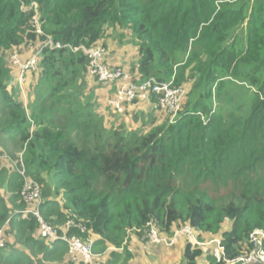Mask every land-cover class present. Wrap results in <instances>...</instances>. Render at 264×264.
Masks as SVG:
<instances>
[{
	"label": "trees",
	"instance_id": "obj_1",
	"mask_svg": "<svg viewBox=\"0 0 264 264\" xmlns=\"http://www.w3.org/2000/svg\"><path fill=\"white\" fill-rule=\"evenodd\" d=\"M33 3L44 36L33 29ZM46 36L128 58L120 68L133 83L174 80L188 91L181 113L170 123L150 95L123 115L107 106L121 118L105 123L101 90L116 84L94 78L82 52L48 48L25 106L11 57L35 55ZM246 82L255 91L237 89ZM23 152L43 219L91 241L95 264H128V232L149 224L166 237L193 231L181 264H231L264 229V0H0V264H83L24 213V179L3 158ZM207 240L219 241L217 256Z\"/></svg>",
	"mask_w": 264,
	"mask_h": 264
},
{
	"label": "built area",
	"instance_id": "obj_2",
	"mask_svg": "<svg viewBox=\"0 0 264 264\" xmlns=\"http://www.w3.org/2000/svg\"><path fill=\"white\" fill-rule=\"evenodd\" d=\"M28 9L36 12V15L32 19L33 29L38 35L44 36L39 20L37 5L33 3ZM45 48L52 51L69 49L74 53L82 52L85 56H87L89 60V72L94 78L102 83H115L117 85L115 97L108 101V106L115 114L123 115L125 113V105L132 103L136 99L143 103L149 102L150 95L157 96L156 109L167 114L170 118V123H174L182 111L183 101L186 99L188 91H186L183 87H176L173 82L174 80L170 82H159L152 78L142 83H133L128 72L120 67H113L108 64L106 61L108 51L103 46L76 48L71 45H65L59 41H55L50 36H46V40L44 41L41 49L37 51L35 55L28 57L26 60H23L19 55H13L11 57L13 65L19 67L20 82L23 81L26 74L33 73L38 69L42 56V50ZM3 158L9 159L14 168L24 179L22 196L28 206L24 213L32 214L38 219L41 236L50 240L64 241L68 245L69 259L72 263L81 262L83 264H94V260L97 255L93 250V243L91 241L84 242L77 235L69 236L65 232L63 235H59L58 231L43 219L41 213L43 205L41 186L37 181L27 177L23 155L21 154L18 159H12L8 155H4ZM67 227H77L80 228L82 232L85 231V227H81L73 221H68ZM135 232L143 233V239L147 243L154 246L159 245L173 247L182 238H187L190 241L197 242L193 231L189 227L178 229L171 237L161 235L157 228L152 224H149L145 230L133 229L129 231V237ZM215 242L217 243L219 250L222 251L219 241L216 240ZM249 242L251 246L250 250L238 259L230 262L231 264H264V229L254 231L250 235ZM5 245L6 237L4 229H1L0 249H3Z\"/></svg>",
	"mask_w": 264,
	"mask_h": 264
},
{
	"label": "crops",
	"instance_id": "obj_3",
	"mask_svg": "<svg viewBox=\"0 0 264 264\" xmlns=\"http://www.w3.org/2000/svg\"><path fill=\"white\" fill-rule=\"evenodd\" d=\"M123 58L124 59H122L121 57H115L113 55L112 56L109 55L107 58V62L110 66L123 67L126 69L131 64L132 61H130L128 58H125V57H123ZM36 81H37L36 77H33L31 73L26 74L22 82H20L19 75L17 76V78L15 80V84L17 83V85H18V86L17 85L16 86L20 90L21 98L23 99L25 106L29 105L30 98H31V101L33 99L34 92L32 89L35 86ZM107 87H109V86H107ZM101 91H103L104 97H103L102 103L101 102L100 103L105 104V106L107 108V106H108L107 102L110 99V97H112L115 94L116 89L111 94L107 93L106 90H101ZM97 95L99 96L98 91H97ZM145 107L146 106H144V108ZM107 110L110 111L108 108H107ZM129 241H130L129 245H128L129 248L132 247L136 253L141 254V247H142L143 243H142V240L140 239V237H138L137 234H132L129 237ZM181 241L179 240V242L175 246H177ZM215 241H213V243L217 244ZM152 248L153 249H155V248L159 249L158 252L154 253V257H156L157 261H158L157 264H181L182 253H183L184 248H182V251L178 252L179 258H177L174 255L176 253H174L173 251L171 252L169 249L165 250V248H163V246H161V247L160 246H152ZM145 253H146V255H150V252H148V253L145 252ZM180 254H181V256H180ZM133 256H135V255H133ZM142 256H144V255L142 254Z\"/></svg>",
	"mask_w": 264,
	"mask_h": 264
},
{
	"label": "rangeland",
	"instance_id": "obj_4",
	"mask_svg": "<svg viewBox=\"0 0 264 264\" xmlns=\"http://www.w3.org/2000/svg\"><path fill=\"white\" fill-rule=\"evenodd\" d=\"M108 53H109L110 56L113 55L115 57H121L119 54L111 52L110 49H108ZM28 54L29 55L27 57H30V56L33 55V54H31V51H29ZM227 85L230 86L229 83H227ZM228 86L226 87V89H229ZM249 88H250L249 83L246 82V84L244 86H242V87L241 86H238L237 89H240L239 91H247V89H249ZM102 90H106L107 93L111 94L112 91H114V88L108 87V88H103ZM250 91H255V88L254 89L253 88H250ZM214 101L219 106V104H220L219 96H217V99L216 100L214 99ZM98 114L100 116H102L103 118L106 117V120L104 119L105 123H107V120H109L110 117L121 118V116L120 117H116L115 115H113L110 111L107 110L105 104H101V103H100V105L98 107ZM204 122L207 123V117L204 118ZM125 123H129V122L128 121H125ZM22 155H23V159H24V152L22 153ZM227 226H228V224H225L224 225V228H227ZM177 230H178V228L176 229V231ZM181 240H180L181 242L177 246H173V247L163 246V248H165V250L169 249L171 252L173 251L174 253H176L174 255L177 258H179L178 252L182 251V248H184V244L186 242H189L187 238H182ZM213 241H215V240H213ZM213 241L207 240L206 241L207 244L205 245V248L204 249H206L209 252L208 253L209 255H212V256L215 255V256H217L218 255V250L214 246L215 243H213L211 245V242H213ZM142 243L143 244H142V247H141V254L140 253H136L135 250L132 247L128 248L129 249V252H130V254L132 256V259L129 261V264H157L158 261H157V258L154 257V253L158 252L159 249H157V248L153 249L152 246H154V245H151L150 243H147L145 240H142ZM155 246H159V245H155ZM201 246L203 247V245H201ZM145 252H147V253L150 252V255H146ZM142 254L144 256H142ZM133 255H135V256H133ZM180 256H181V254H180ZM94 264H95V262H94Z\"/></svg>",
	"mask_w": 264,
	"mask_h": 264
}]
</instances>
